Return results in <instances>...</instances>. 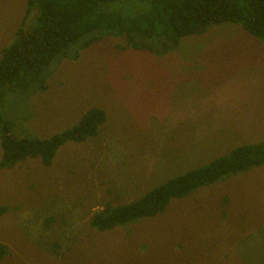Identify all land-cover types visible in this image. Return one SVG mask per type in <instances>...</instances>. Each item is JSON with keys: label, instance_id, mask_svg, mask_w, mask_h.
<instances>
[{"label": "rangeland", "instance_id": "1", "mask_svg": "<svg viewBox=\"0 0 264 264\" xmlns=\"http://www.w3.org/2000/svg\"><path fill=\"white\" fill-rule=\"evenodd\" d=\"M26 1L0 0V57L35 16L24 20ZM119 45L106 36L51 67L45 89L6 93L1 112L19 136L48 137L91 107L107 118L49 166L28 157L0 169V264H264V165L172 198L155 216L89 225L106 203L136 201L264 139V108L253 110L264 99V42L240 25H214L160 55Z\"/></svg>", "mask_w": 264, "mask_h": 264}, {"label": "trees", "instance_id": "2", "mask_svg": "<svg viewBox=\"0 0 264 264\" xmlns=\"http://www.w3.org/2000/svg\"><path fill=\"white\" fill-rule=\"evenodd\" d=\"M33 10L30 24L16 30L0 57V169L12 168L28 157H39L49 166L67 142L80 143L97 135L107 118L100 107L88 108L75 124L43 138L15 134L13 122L1 110L8 91L29 94L45 89L51 67L65 58L77 59L82 50L106 36L122 37L124 45L119 48L160 55L177 48L185 36L203 34L229 21L264 42V0H27L24 20ZM261 165L264 139L172 177L136 201L117 206L106 203L91 215L89 225L107 231L155 216L172 198ZM6 210L0 205V215ZM5 253L7 247L0 244V258Z\"/></svg>", "mask_w": 264, "mask_h": 264}, {"label": "crops", "instance_id": "3", "mask_svg": "<svg viewBox=\"0 0 264 264\" xmlns=\"http://www.w3.org/2000/svg\"><path fill=\"white\" fill-rule=\"evenodd\" d=\"M253 101H255V98L253 99ZM257 106H259V107H257ZM260 107L264 108V99H262V98H259V99L257 100V102H256V106H254L253 110L255 109V111H256V110H257L258 108H260ZM256 113H258V112L256 111ZM258 114L263 116V114H264V110L261 111V112L258 113ZM261 127H264V122H263V124L261 125Z\"/></svg>", "mask_w": 264, "mask_h": 264}]
</instances>
